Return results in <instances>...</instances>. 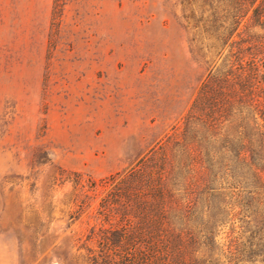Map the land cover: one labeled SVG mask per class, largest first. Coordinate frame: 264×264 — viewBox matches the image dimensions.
<instances>
[{"label":"rangeland","instance_id":"rangeland-1","mask_svg":"<svg viewBox=\"0 0 264 264\" xmlns=\"http://www.w3.org/2000/svg\"><path fill=\"white\" fill-rule=\"evenodd\" d=\"M182 1L0 0V264H113L112 176L264 34L245 18L204 58Z\"/></svg>","mask_w":264,"mask_h":264},{"label":"trees","instance_id":"trees-1","mask_svg":"<svg viewBox=\"0 0 264 264\" xmlns=\"http://www.w3.org/2000/svg\"><path fill=\"white\" fill-rule=\"evenodd\" d=\"M185 2L204 58L245 18L264 31V0ZM243 42L237 63L202 81L179 130L112 176L100 214L113 264H264V34Z\"/></svg>","mask_w":264,"mask_h":264}]
</instances>
